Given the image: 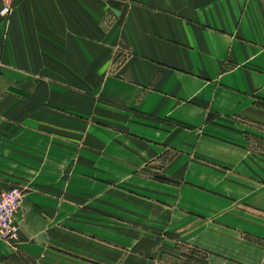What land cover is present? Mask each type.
<instances>
[{
  "label": "crops",
  "instance_id": "0c3cea01",
  "mask_svg": "<svg viewBox=\"0 0 264 264\" xmlns=\"http://www.w3.org/2000/svg\"><path fill=\"white\" fill-rule=\"evenodd\" d=\"M135 1L105 29L98 0H13L0 15V155L7 146L14 155L28 131L19 125L31 123L18 113L35 104L17 99L73 93V104L46 105L105 115L127 136L123 155L138 157L130 172L176 157L164 171L179 183L153 193L145 218L167 224L141 240L139 262L173 264L182 245L203 254L190 264H264V0ZM118 44L128 50L123 74L109 72ZM99 76L107 77L101 101ZM87 139L96 156L99 137ZM106 139L104 154L117 156ZM44 217L23 201L16 246L0 241V264L59 254Z\"/></svg>",
  "mask_w": 264,
  "mask_h": 264
},
{
  "label": "rangeland",
  "instance_id": "374dc122",
  "mask_svg": "<svg viewBox=\"0 0 264 264\" xmlns=\"http://www.w3.org/2000/svg\"><path fill=\"white\" fill-rule=\"evenodd\" d=\"M98 2L102 12L99 24L105 29L117 25L124 18V11L136 6L135 0ZM127 56L128 50L122 48V44L114 46L109 72L123 74ZM106 78L98 77V101L105 100L103 80ZM53 95L56 94H50ZM46 96L33 94L28 99L23 98V102L17 99L18 104H35L26 111L28 113L25 110L23 114L18 113V116H28L31 123L19 125L27 127L28 131L22 133V139L14 140V155L10 156L8 146L5 149L8 155H0V190L14 186L22 191L21 205L28 201L45 216L46 231L53 239L51 248L59 252L42 250L39 263L145 264L138 259L142 254L141 240L147 232L162 233L167 224L166 221L145 220L149 212L147 204L155 196L154 192L169 195L166 186L179 183L164 171L176 157L167 154L156 163L151 160L130 172L129 162L131 159L138 162V157L123 155L122 150L129 144L122 142L126 134L116 133L105 124V115L98 114V118H94L87 110L88 114L81 116L46 105L73 104V93H63L60 101ZM80 102L85 104L81 99ZM98 111L105 109L99 106ZM93 133L99 137V147H102L96 151V156H90L87 139ZM106 134H109L110 144L114 142L115 150H110L117 156L104 154ZM257 143L259 148H264V144ZM134 164L136 166V162ZM154 182L163 185L153 189ZM38 222L39 219L36 225ZM155 225L157 231H154ZM176 250V255L168 257L173 264L203 260V254L190 247L180 245ZM23 260L26 264H38L37 259Z\"/></svg>",
  "mask_w": 264,
  "mask_h": 264
},
{
  "label": "built area",
  "instance_id": "2783aa9c",
  "mask_svg": "<svg viewBox=\"0 0 264 264\" xmlns=\"http://www.w3.org/2000/svg\"><path fill=\"white\" fill-rule=\"evenodd\" d=\"M13 0H0V15L7 16L11 11ZM22 191L10 187L0 191V241L14 245L18 240L16 216L21 206Z\"/></svg>",
  "mask_w": 264,
  "mask_h": 264
}]
</instances>
